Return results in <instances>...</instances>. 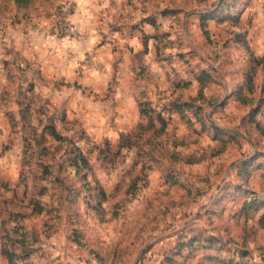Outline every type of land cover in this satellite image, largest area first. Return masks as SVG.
<instances>
[{"label":"rangeland","instance_id":"rangeland-1","mask_svg":"<svg viewBox=\"0 0 264 264\" xmlns=\"http://www.w3.org/2000/svg\"><path fill=\"white\" fill-rule=\"evenodd\" d=\"M137 3L97 85L2 103L0 264H264V0Z\"/></svg>","mask_w":264,"mask_h":264},{"label":"crops","instance_id":"crops-1","mask_svg":"<svg viewBox=\"0 0 264 264\" xmlns=\"http://www.w3.org/2000/svg\"><path fill=\"white\" fill-rule=\"evenodd\" d=\"M55 1L58 0H0V112L4 102L7 111H17L15 104L18 106L30 92L46 89L43 92L48 97L58 96L60 91L55 85L62 80L97 85V75L77 74L83 66V56H87L88 72L102 66L106 47L99 45L101 19L112 16L114 8L118 14L125 5L133 8L138 4L137 0H74L70 19L77 33L65 37L44 26ZM29 88L33 89L28 91ZM255 194L260 196V191Z\"/></svg>","mask_w":264,"mask_h":264},{"label":"built area","instance_id":"built-area-1","mask_svg":"<svg viewBox=\"0 0 264 264\" xmlns=\"http://www.w3.org/2000/svg\"><path fill=\"white\" fill-rule=\"evenodd\" d=\"M67 7L74 9V0H69ZM49 28H53L56 34L70 37L77 33L76 25L71 21L67 11L62 12L59 16L50 18L47 22Z\"/></svg>","mask_w":264,"mask_h":264},{"label":"trees","instance_id":"trees-1","mask_svg":"<svg viewBox=\"0 0 264 264\" xmlns=\"http://www.w3.org/2000/svg\"><path fill=\"white\" fill-rule=\"evenodd\" d=\"M239 171H240V170H239ZM250 195H251L252 197H254V199L258 197L257 195H254V194H252V193H251Z\"/></svg>","mask_w":264,"mask_h":264}]
</instances>
